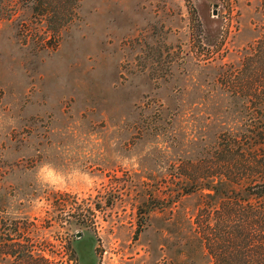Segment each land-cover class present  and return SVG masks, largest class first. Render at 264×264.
I'll return each mask as SVG.
<instances>
[{
	"label": "rangeland",
	"instance_id": "rangeland-1",
	"mask_svg": "<svg viewBox=\"0 0 264 264\" xmlns=\"http://www.w3.org/2000/svg\"><path fill=\"white\" fill-rule=\"evenodd\" d=\"M261 102L264 0H0V264H208Z\"/></svg>",
	"mask_w": 264,
	"mask_h": 264
},
{
	"label": "trees",
	"instance_id": "trees-1",
	"mask_svg": "<svg viewBox=\"0 0 264 264\" xmlns=\"http://www.w3.org/2000/svg\"><path fill=\"white\" fill-rule=\"evenodd\" d=\"M57 5L52 8L59 17L68 9ZM60 20L52 27L54 34L68 23ZM255 107L264 110V102ZM250 127L251 131L225 132V161L229 162L191 190L204 196L196 218L208 264H264V161L260 148H254L264 144V123ZM246 132L251 133L249 139ZM234 145L240 148L236 156L230 152Z\"/></svg>",
	"mask_w": 264,
	"mask_h": 264
},
{
	"label": "water",
	"instance_id": "water-1",
	"mask_svg": "<svg viewBox=\"0 0 264 264\" xmlns=\"http://www.w3.org/2000/svg\"><path fill=\"white\" fill-rule=\"evenodd\" d=\"M214 14H217V10L216 9L214 10ZM81 236H82V232H78L77 233V237H81Z\"/></svg>",
	"mask_w": 264,
	"mask_h": 264
}]
</instances>
